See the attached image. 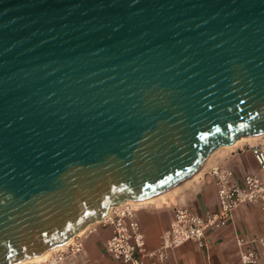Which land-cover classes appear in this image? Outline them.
<instances>
[{"label":"water","instance_id":"obj_1","mask_svg":"<svg viewBox=\"0 0 264 264\" xmlns=\"http://www.w3.org/2000/svg\"><path fill=\"white\" fill-rule=\"evenodd\" d=\"M264 134V0H0V264Z\"/></svg>","mask_w":264,"mask_h":264},{"label":"built area","instance_id":"obj_2","mask_svg":"<svg viewBox=\"0 0 264 264\" xmlns=\"http://www.w3.org/2000/svg\"><path fill=\"white\" fill-rule=\"evenodd\" d=\"M261 175L249 174L241 181L234 171L214 167L210 171L217 187L218 210L199 214L194 208L176 206L160 245L155 250L147 247L141 225L137 220L139 208L130 203L114 206L101 222L111 229L105 241V252L115 264H165L178 248L194 243L199 249L208 246V233L220 231L230 221L234 211L241 206L258 207L264 214V150L260 145L252 146ZM242 264H260L256 247L264 248V237L251 240L238 239ZM42 264H98L91 261L85 252V237L75 239L74 244L57 251Z\"/></svg>","mask_w":264,"mask_h":264},{"label":"crops","instance_id":"obj_3","mask_svg":"<svg viewBox=\"0 0 264 264\" xmlns=\"http://www.w3.org/2000/svg\"><path fill=\"white\" fill-rule=\"evenodd\" d=\"M255 145H260L264 150V139ZM252 146L254 145L244 144L237 147L231 152V158L222 163V166H225L224 169L234 171L238 181L249 174L261 175L260 167L258 171L259 165L252 153ZM204 200L205 198L198 197L196 203L198 208L196 206L192 208L201 215L218 210L217 196L212 204L214 208L212 211L205 209ZM179 202H182L181 206L188 205L185 200ZM172 217L170 203L138 210L137 220L141 225L148 249L155 250L159 247L161 236L169 226ZM111 233L110 228H104L100 224L92 226L86 233L85 252L91 261L98 264H115L105 252V241ZM256 237H264V214L258 207L241 206L234 211L226 227L220 231L208 233V246L205 249L201 250L194 243H188L175 250L165 264H242L240 257L242 249L238 246V239L243 238L249 241ZM256 248L260 264H264V248Z\"/></svg>","mask_w":264,"mask_h":264},{"label":"bare ground","instance_id":"obj_4","mask_svg":"<svg viewBox=\"0 0 264 264\" xmlns=\"http://www.w3.org/2000/svg\"><path fill=\"white\" fill-rule=\"evenodd\" d=\"M262 139H264V134L258 135V136H254V137H245V138H242L241 140H239L233 146L232 145L231 146H226V147L224 146L223 148H221V149L217 150L216 152H214V154L217 153V152H219V153L220 152H224L225 154H227V153H230V152L234 151L237 147H239L241 145H244V144L255 145L258 142L262 141ZM224 153H223V155H224ZM213 156L211 155L210 157H208V159H207V163L208 164L212 161V157ZM204 166L201 165L199 168H197L193 172H191V173L187 174L186 176H184L183 178H181V180H182L181 182L182 183L181 182H179V183H181L180 186H181L182 191L188 190V189L193 188V187L195 188L199 183L202 182V180L204 179L206 168H207V167L205 168ZM206 166H207V164H206ZM179 183L175 184L173 187H170L166 191H164L162 193H159L157 195H154V196H151V197H148V198H143V199L128 200V201H126V202H124L122 204L116 205V206H121V205H124L126 203H130L134 207L140 209V208H149V207H157V206H160V205H164V204L167 203V200L170 198V196H172L173 193L176 192V190L178 189L177 187H178ZM111 211H112V207L110 208L108 214ZM105 217L102 220L92 221L91 223L86 224L83 229L78 231L76 233V235L73 236L72 238H70L66 243L51 248L50 250H48L43 255H40L38 257L26 258V259H23L22 261H20L18 263H15V264H42V263L48 261L49 259H51V257L57 251L66 249L67 247H69L72 244H74L75 239L85 236L86 233L89 231V229L92 226L100 224L105 219Z\"/></svg>","mask_w":264,"mask_h":264},{"label":"rangeland","instance_id":"obj_5","mask_svg":"<svg viewBox=\"0 0 264 264\" xmlns=\"http://www.w3.org/2000/svg\"><path fill=\"white\" fill-rule=\"evenodd\" d=\"M221 148H223V147H221ZM221 148H219V149H221ZM219 149H216L214 152H216ZM214 152L212 154H210V156L214 155L212 157V161H211L212 163L210 162L209 163L210 165L207 163V159H208V157H210V156H208L202 164L203 166L205 165L204 166L205 168L206 167L207 168H206V172L204 175V179L202 180L201 183H199L195 188L193 187V188H190L188 190L182 191L181 186H180L182 183L181 182L182 180L179 181L181 183L178 182L179 183V185L177 187L178 189L176 190L175 193H173L172 196H170V198L167 200V203H166V204L170 203V205L172 206V213H173V209L176 206L182 205V202H179L180 200H185L187 202V200L189 199L187 202V204H188L187 206H189V207H193V206L195 207L196 206L198 208V205L196 204L198 197L205 198L203 204H204V207H206L205 208L206 210L212 211L214 209L212 207V204L214 203L215 198L217 196V187H216L214 179L210 175V171L214 167H220V168L224 169L225 166H222V163L226 162L229 158H231V154H232L231 152L227 153V154H225L224 152H220V153L217 152L214 154ZM223 153H224V155H223ZM206 164H207V166H206ZM257 168L259 171V166H257ZM163 207H166V206H163Z\"/></svg>","mask_w":264,"mask_h":264}]
</instances>
